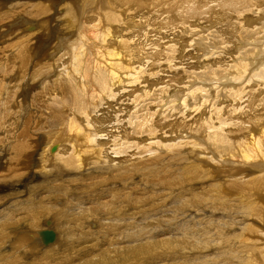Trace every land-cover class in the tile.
Instances as JSON below:
<instances>
[{
  "label": "bare ground",
  "instance_id": "obj_1",
  "mask_svg": "<svg viewBox=\"0 0 264 264\" xmlns=\"http://www.w3.org/2000/svg\"><path fill=\"white\" fill-rule=\"evenodd\" d=\"M0 264H264V0H0Z\"/></svg>",
  "mask_w": 264,
  "mask_h": 264
},
{
  "label": "rangeland",
  "instance_id": "obj_2",
  "mask_svg": "<svg viewBox=\"0 0 264 264\" xmlns=\"http://www.w3.org/2000/svg\"><path fill=\"white\" fill-rule=\"evenodd\" d=\"M60 9H62V8H61V7H58V10H59L60 12H59V15H58L57 18H60L62 15H64V14H63V13H64V12H63V9H62V10H60ZM59 16H60V17H59ZM262 17H263V16H262ZM63 18H64V17H63ZM58 20H60V19H58ZM58 20H57V21H58ZM63 20H64V19H63ZM57 23H60V24L62 25L61 20H60L59 22H57ZM54 29H55V28H54ZM69 30H70V29H69ZM69 30H68V31H69ZM139 30H140V29H139ZM74 31H76V30L73 29V32H72V30L69 31V32H70L69 34H71V38H72V36H73V34H74ZM4 32H6V31H4ZM8 33H9V32H7L6 35H5L6 38H7V36L10 34V33H9V34H8ZM75 36H76V35H74L73 37H75ZM4 40H6V39H4ZM4 40H3V41H4ZM7 40H8V39H7ZM55 42H56V43H55ZM54 44H55V45H54ZM56 44H57V45H56ZM63 44L66 45V43H63ZM5 45H6V44H4V45H2V46H5ZM53 45H54L55 47L52 46V48H51V52H53V55L55 56V58H57L59 52L62 51V49L64 48V46H63L62 48H59V46H60V44H59V40H55L54 43H53ZM56 47L59 48L60 51H59V50L56 51V50H55ZM58 51H59V52H58ZM54 52H56V53L54 54ZM57 53H58V54H57ZM56 54H57V55H56ZM144 140H146V139H144ZM38 158H39V156L37 157V159H38ZM161 193L163 194L164 197H166V194H165V188L162 189ZM1 195H4V194H1ZM257 231H258V229H256V231H255V233H254V235H253L255 238H256V236H259V235L256 234ZM50 247H51V246H50Z\"/></svg>",
  "mask_w": 264,
  "mask_h": 264
}]
</instances>
